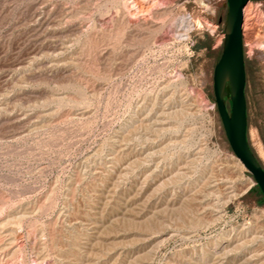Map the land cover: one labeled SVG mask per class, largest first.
Instances as JSON below:
<instances>
[{
	"label": "rangeland",
	"instance_id": "1",
	"mask_svg": "<svg viewBox=\"0 0 264 264\" xmlns=\"http://www.w3.org/2000/svg\"><path fill=\"white\" fill-rule=\"evenodd\" d=\"M228 12L0 0V264H264V203L214 92ZM244 44L264 166V0L246 8Z\"/></svg>",
	"mask_w": 264,
	"mask_h": 264
},
{
	"label": "water",
	"instance_id": "2",
	"mask_svg": "<svg viewBox=\"0 0 264 264\" xmlns=\"http://www.w3.org/2000/svg\"><path fill=\"white\" fill-rule=\"evenodd\" d=\"M227 2L229 12L224 50L214 75L216 104L233 152L252 174L264 195V166L250 145L246 99L247 73L243 34L245 10L251 0ZM228 85L231 89V109L226 101Z\"/></svg>",
	"mask_w": 264,
	"mask_h": 264
},
{
	"label": "built area",
	"instance_id": "3",
	"mask_svg": "<svg viewBox=\"0 0 264 264\" xmlns=\"http://www.w3.org/2000/svg\"><path fill=\"white\" fill-rule=\"evenodd\" d=\"M209 12L207 13V15H206V24H207V27H208V29L209 30H211L213 33H216L217 32V30H219V28H220V22H219V20H218V18H217V13H216V11L213 9H211L210 7H209ZM245 12H246V10H245ZM191 21H193V19H192V17L190 16V18H189ZM209 26H211V27H209ZM194 30H195V26H193L192 27ZM243 39H244V34H243ZM244 46H245V44H244Z\"/></svg>",
	"mask_w": 264,
	"mask_h": 264
},
{
	"label": "bare ground",
	"instance_id": "4",
	"mask_svg": "<svg viewBox=\"0 0 264 264\" xmlns=\"http://www.w3.org/2000/svg\"><path fill=\"white\" fill-rule=\"evenodd\" d=\"M133 3H134V2H133ZM134 6H136V7L138 6V7H139V6H140V3L138 4V2H137L136 5H134ZM134 8H135V7H134ZM141 8H143L142 5H141ZM137 9H139V8H137ZM139 10H140V9H139ZM139 13H140V12H139ZM185 19H187V18H185ZM186 21H187V23H188L189 25H192V22H190L191 20H186ZM187 23H186V24H187ZM186 26H187V25H186ZM189 27H190V26H189ZM210 27H211V26H210ZM258 153H259V152H258ZM260 156H261V158L264 160V151H263V150L260 152ZM237 162H238V164L241 166L242 169L247 170L246 167L244 166V164H243L239 159H238ZM162 176H163V175H162ZM166 176H168V175H166ZM181 177H182V176H181ZM173 178H175V175H174V177H172V179H173ZM170 179H171V178H170ZM170 179H169V180H170ZM176 179H177V178H176ZM174 180H175V179H174ZM174 180H172V181L175 182ZM165 181H166V180H165ZM153 182H154V180H153ZM162 183H163V182H162ZM162 183H161V185H162ZM215 183H216V182H215ZM164 184H165V182L163 183L162 186H164ZM171 184H172V183H171ZM209 186H210V185H209ZM216 186H217V185H216ZM249 186H250V185H249ZM249 190H250V189H249V187H248V189L245 191V193H247ZM196 192H197V191H196ZM205 193H206V192H205ZM211 196H212V195H211ZM212 207H213V206H212ZM201 209H202V208H201ZM202 210H203V209H202ZM198 212H199V211H198ZM133 263H134V262H133Z\"/></svg>",
	"mask_w": 264,
	"mask_h": 264
},
{
	"label": "trees",
	"instance_id": "5",
	"mask_svg": "<svg viewBox=\"0 0 264 264\" xmlns=\"http://www.w3.org/2000/svg\"><path fill=\"white\" fill-rule=\"evenodd\" d=\"M197 49H201L200 46H198ZM256 187L258 188V190H259V194H260V196H261V198H262V202L264 203V195H263L261 189L259 188V186H256ZM251 191H253V190H251Z\"/></svg>",
	"mask_w": 264,
	"mask_h": 264
}]
</instances>
